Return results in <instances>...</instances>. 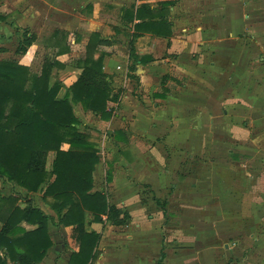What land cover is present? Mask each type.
Masks as SVG:
<instances>
[{"label": "crops", "instance_id": "crops-1", "mask_svg": "<svg viewBox=\"0 0 264 264\" xmlns=\"http://www.w3.org/2000/svg\"><path fill=\"white\" fill-rule=\"evenodd\" d=\"M67 2L70 11L61 13ZM54 11L53 21L43 16L40 19L46 27L53 23L54 31L64 32L71 43L73 57L66 53L54 58L61 65L56 69L73 60L78 64L62 83L67 90L82 71L81 62L91 35L96 33L108 42L93 47L91 53L94 58L103 57V72L112 94L118 96L117 101L107 103L110 117L85 112L79 104L73 105V111L79 130L103 133L100 146L90 135V141L110 161L100 158L95 165L92 191H102L96 180L105 164L102 173L110 192H102L109 204L125 207L122 201H112L115 183L120 173L122 183L135 185L130 176L137 164L138 169L147 168L150 175L163 181L160 184L165 189L169 184H179L182 175L178 173L177 177L176 171L186 158L204 160L213 150L221 161L240 164L264 150V0H58ZM35 16L39 14L29 9L24 22L29 24ZM36 49L35 40L23 56H18L20 64L28 67ZM77 50L84 52L83 58L76 55ZM131 75L138 84V96L127 81ZM165 149L169 151L168 160L160 153ZM167 162L170 168L162 170L160 166ZM246 169L239 165L235 172L233 168L221 167L216 175L220 180L222 174L230 175L233 180V175H242ZM127 170L130 173L123 175L122 171ZM201 180L200 190L220 191L217 196L224 201L236 199L233 194L228 198L222 192L239 188L237 184ZM138 185L154 189L149 183ZM200 196L206 198L207 194ZM122 209L128 212L127 208ZM46 214L56 218L55 214ZM103 225H86L84 230L100 233L97 229ZM22 226L27 230L34 228L26 223ZM70 230L71 227L49 226L52 246L40 264H69L71 253L76 250L67 245ZM103 239L102 236L94 264L107 256L101 246ZM111 251L110 248L105 264H114ZM132 264H136V259Z\"/></svg>", "mask_w": 264, "mask_h": 264}, {"label": "trees", "instance_id": "trees-1", "mask_svg": "<svg viewBox=\"0 0 264 264\" xmlns=\"http://www.w3.org/2000/svg\"><path fill=\"white\" fill-rule=\"evenodd\" d=\"M35 37L22 33L16 55L23 56ZM97 45L108 42L95 33L86 46L80 75L62 97L61 85L51 82L52 71L61 66L56 60L44 58L37 74L15 61H0V182L10 188L8 195L0 188V264H40L52 246L50 225L71 227L76 250L69 264H94L101 234L84 227L123 228L131 219L125 209L109 204L105 193L92 191L100 154L89 135L78 129L73 111L79 104L85 112L109 118L107 103L117 101L103 72V57L91 53ZM49 153L53 157L47 170ZM38 192L56 218L34 203ZM160 207L165 213V202ZM22 223L34 228L27 230ZM163 258L161 253L158 264Z\"/></svg>", "mask_w": 264, "mask_h": 264}, {"label": "rangeland", "instance_id": "rangeland-1", "mask_svg": "<svg viewBox=\"0 0 264 264\" xmlns=\"http://www.w3.org/2000/svg\"><path fill=\"white\" fill-rule=\"evenodd\" d=\"M57 3L58 0L39 2L38 0H0V16L3 17V21H0V48L5 50L0 53V61L8 60L17 63L21 61L15 50L22 40V33L26 32L35 34L38 45L34 58L28 66L32 73H39L44 58L55 60V56H59V51L63 50L64 54L67 53L73 57L70 51L71 43L66 34L54 31L53 23H49V27L44 26L40 19L43 16L53 21ZM69 5L70 2H67L60 12L68 13ZM29 9H34L39 14L38 17L30 19L29 24L32 29L24 22L27 18L24 19L25 13ZM83 53L82 50L76 51L78 57H82ZM72 57H69V60ZM76 68L78 64L73 60L64 64L62 68H55L52 71L51 82H57L62 86L59 97H62L65 94L64 90H67L62 83L71 77L70 73ZM131 77L128 76L127 81L133 85V93L138 96V93H135L138 92V84L134 81L133 75ZM122 78L120 77V81H124ZM81 131L96 139V146L101 145L100 140L103 133L93 129H82ZM62 148L67 149V145H63ZM98 151L100 161L109 163L110 161L101 152L102 150ZM260 151L258 157L241 160L240 164L236 162L230 164L225 159V162L221 161L218 158L220 156H216L213 150L204 160L200 157L186 158L176 171L177 177L179 174L182 175L178 179L181 185L176 184L172 187L169 184L165 189L160 184L163 181L159 182L150 175L146 171L147 168L138 169V164L132 167V175H129L134 179L133 183L135 182L136 188L133 184L122 183L120 173H118L112 201L114 203L122 201L125 204L122 208H127L131 220L124 228L104 224L97 229L104 238L101 246L107 254L99 261V264L107 262L110 248L113 250L111 251L113 255L110 256L114 264L125 262L132 264L134 259H136V264H158L161 250L164 256L162 264H264V150L260 149ZM154 153L158 158L156 150ZM160 153L165 160H168L169 151L167 149ZM135 154L138 158L137 151ZM52 157V153H49L47 170H49ZM227 159L230 161L231 157ZM239 165L246 166V173L233 175V180L230 175L222 174V180L219 175H216V170L221 167L233 168L236 172V167ZM103 168L105 164L96 182L102 191L106 190L109 193L110 187L105 186L104 183L106 179L105 174L102 173ZM160 168L166 170L170 168V165L167 162ZM122 172L123 175L130 173L128 170ZM201 179L203 181L207 179L211 183L223 181L228 184H237L239 188L232 187L233 191L227 189L222 192L226 193L228 198L230 194H233L236 199L224 201L217 196L220 191L200 190ZM138 183H149L154 189L138 185ZM0 188L5 195L10 193V188L1 182ZM200 193L207 194V197L200 196ZM33 197L35 204L40 205L44 212L54 215L40 200V193ZM164 201H166L165 213L160 208V204ZM67 237H69L68 247L74 248L75 243L71 239V231ZM130 251L132 253H129ZM257 251L262 253L258 255Z\"/></svg>", "mask_w": 264, "mask_h": 264}]
</instances>
